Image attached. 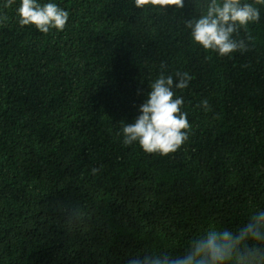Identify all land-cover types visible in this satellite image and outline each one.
Listing matches in <instances>:
<instances>
[{"label": "trees", "instance_id": "16d2710c", "mask_svg": "<svg viewBox=\"0 0 264 264\" xmlns=\"http://www.w3.org/2000/svg\"><path fill=\"white\" fill-rule=\"evenodd\" d=\"M244 2L260 20L239 32L247 51L222 57L185 26L209 0H38L69 13L47 34L19 23L21 0H0V264L179 255L264 210V4ZM177 72L192 77L173 88L188 139L168 155L125 145L121 121Z\"/></svg>", "mask_w": 264, "mask_h": 264}, {"label": "clouds", "instance_id": "9594fccd", "mask_svg": "<svg viewBox=\"0 0 264 264\" xmlns=\"http://www.w3.org/2000/svg\"><path fill=\"white\" fill-rule=\"evenodd\" d=\"M14 0H7L6 7ZM264 4V0H255ZM146 5L167 8L175 6L183 9L184 0H135L137 8ZM22 26L34 25L47 34L55 28L63 31L69 19L68 11L55 3L41 5L38 0H21L17 12ZM260 20L259 9L244 0H209L206 11L197 19H189L185 26L191 29L194 42L205 50L218 52L220 56H230L236 51H247L245 39L239 32L251 23ZM172 76L163 73L150 85L146 101L139 108V115L131 123L121 121L123 143L138 142L147 153L168 155L177 151L188 139L191 125L187 113L183 112V98H175L173 88L184 89L192 79L187 72ZM205 110L207 100L201 102ZM98 169H92L95 174ZM81 219L77 208L68 217L69 222ZM128 264H264V210H257L248 221L237 228H209L203 235L190 241L183 254L169 252L137 255Z\"/></svg>", "mask_w": 264, "mask_h": 264}]
</instances>
